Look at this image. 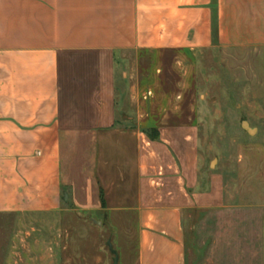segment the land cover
<instances>
[{"label": "crops", "instance_id": "crops-1", "mask_svg": "<svg viewBox=\"0 0 264 264\" xmlns=\"http://www.w3.org/2000/svg\"><path fill=\"white\" fill-rule=\"evenodd\" d=\"M230 49L264 50V0H0V215L97 213L119 264H264V187L201 166Z\"/></svg>", "mask_w": 264, "mask_h": 264}, {"label": "rangeland", "instance_id": "rangeland-1", "mask_svg": "<svg viewBox=\"0 0 264 264\" xmlns=\"http://www.w3.org/2000/svg\"><path fill=\"white\" fill-rule=\"evenodd\" d=\"M244 121L257 132L244 129ZM198 138L206 171L224 173L232 188L244 179L264 187V50L204 53ZM101 222L97 213L73 211L2 214L0 264H113L109 241L121 256H135V244L127 249L121 239L129 229Z\"/></svg>", "mask_w": 264, "mask_h": 264}, {"label": "water", "instance_id": "water-1", "mask_svg": "<svg viewBox=\"0 0 264 264\" xmlns=\"http://www.w3.org/2000/svg\"><path fill=\"white\" fill-rule=\"evenodd\" d=\"M243 128L246 129L250 134L257 132V128H252L247 121H244L242 124ZM214 163V162H213ZM111 252L114 254L113 264H119L120 256L117 250L114 249L112 242H108Z\"/></svg>", "mask_w": 264, "mask_h": 264}, {"label": "trees", "instance_id": "trees-1", "mask_svg": "<svg viewBox=\"0 0 264 264\" xmlns=\"http://www.w3.org/2000/svg\"><path fill=\"white\" fill-rule=\"evenodd\" d=\"M103 203H105L104 199H103Z\"/></svg>", "mask_w": 264, "mask_h": 264}]
</instances>
